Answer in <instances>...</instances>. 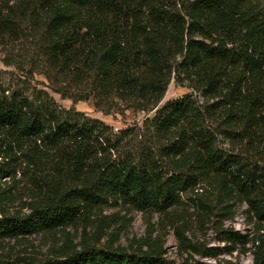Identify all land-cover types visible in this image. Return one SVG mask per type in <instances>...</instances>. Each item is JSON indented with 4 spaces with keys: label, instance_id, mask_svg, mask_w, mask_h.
Segmentation results:
<instances>
[{
    "label": "trees",
    "instance_id": "16d2710c",
    "mask_svg": "<svg viewBox=\"0 0 264 264\" xmlns=\"http://www.w3.org/2000/svg\"><path fill=\"white\" fill-rule=\"evenodd\" d=\"M7 47L3 62L29 79L13 88L0 69V180L29 147L44 188L26 215L0 208V241L71 225L106 205L163 214L188 197L195 207L205 187L223 214L246 205L251 264H264V0H0ZM36 73L62 98L92 99L104 114L153 116L135 146L116 140L103 121L31 86ZM172 81L192 92L160 106ZM224 234L233 245L252 239ZM99 243L83 238L31 264H201L177 263L156 241Z\"/></svg>",
    "mask_w": 264,
    "mask_h": 264
},
{
    "label": "rangeland",
    "instance_id": "374dc122",
    "mask_svg": "<svg viewBox=\"0 0 264 264\" xmlns=\"http://www.w3.org/2000/svg\"><path fill=\"white\" fill-rule=\"evenodd\" d=\"M7 48H0V69L3 70L5 78L14 79L11 82H14L12 86L16 88L18 84H24L22 82L29 77L17 67L3 62L2 58L5 55L13 54V49ZM7 58L9 60V57ZM18 78H21L20 81L16 80ZM31 86L47 90L62 108H73L88 117L103 121L111 127L116 140L125 138L133 146L141 139L139 134L146 130V121L153 116V112L146 115L133 109L104 114L95 108L92 99L73 102L72 99L62 98L60 94L51 90L46 77L37 73ZM191 92L192 89L187 85L172 81L160 106ZM27 148L17 153L19 159L16 172L11 176L5 175L0 180V191H4L0 197V208L9 215L28 214L30 204L43 193L44 186L41 180L37 179L38 175H35V167L28 164L27 154L31 152L32 156H35L36 149L29 151ZM0 162H3V157H0ZM203 188L199 190L198 197L196 196L195 204L198 206L195 207L188 197H185L174 210L163 214L139 211L126 205H106L94 209L71 225L58 227L50 232L5 238L0 241V264H31L39 260L44 261L71 248L83 238L94 240L97 238L100 240L98 245L106 243L127 249L141 246L145 249L146 243L156 241L163 245L166 256L177 263L192 257L201 264H226L228 261L251 264L250 248L254 226L246 216V205L236 203L233 205L236 213L223 214V206L216 201L215 193L207 192L205 187ZM232 230L239 234H247L250 239L252 238L251 241L245 246L228 243L224 239V231ZM232 246H236V249L229 253L228 250ZM206 252L214 253L216 257L206 256Z\"/></svg>",
    "mask_w": 264,
    "mask_h": 264
}]
</instances>
